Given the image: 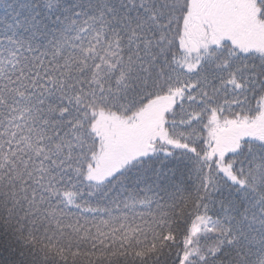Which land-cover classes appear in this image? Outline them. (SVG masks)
<instances>
[{
  "label": "snow or ice",
  "instance_id": "6c2138e0",
  "mask_svg": "<svg viewBox=\"0 0 264 264\" xmlns=\"http://www.w3.org/2000/svg\"><path fill=\"white\" fill-rule=\"evenodd\" d=\"M0 264H264V0H0Z\"/></svg>",
  "mask_w": 264,
  "mask_h": 264
}]
</instances>
